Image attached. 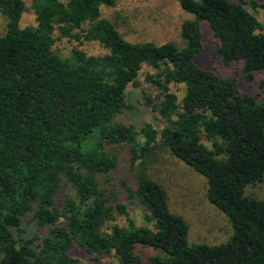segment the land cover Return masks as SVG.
<instances>
[{"label":"trees","instance_id":"trees-1","mask_svg":"<svg viewBox=\"0 0 264 264\" xmlns=\"http://www.w3.org/2000/svg\"><path fill=\"white\" fill-rule=\"evenodd\" d=\"M177 2L192 15L180 25V47L126 41L101 13L115 0H31L35 24L27 27L26 0H0V264H78L68 254L76 249L93 255L88 264L111 254L106 264H140L138 246L157 252L150 264H264V200L245 194L264 178V80L253 95L238 83L264 74V29L243 6L264 16V0ZM202 22L221 64H240V79L197 65ZM58 38L96 42L106 53L75 47L63 58L53 50ZM144 67L156 94L143 98L163 122L159 133L118 121ZM157 150L205 179L208 202L232 228L226 242L189 243V224L147 172ZM122 152L135 175L121 178L120 190L142 210L143 225L99 182L117 171ZM25 217L47 235L26 237Z\"/></svg>","mask_w":264,"mask_h":264},{"label":"rangeland","instance_id":"rangeland-1","mask_svg":"<svg viewBox=\"0 0 264 264\" xmlns=\"http://www.w3.org/2000/svg\"><path fill=\"white\" fill-rule=\"evenodd\" d=\"M65 2L66 0H61ZM116 5L112 8L101 6L102 16L107 18L123 38L130 43L152 42L162 44L173 42L181 46L179 28L186 19H191L192 15L185 12L178 4L177 0H115ZM239 2V0H230ZM248 1V0H246ZM31 0H26V10L20 19V26L27 27L35 24L33 11L30 8ZM261 23L264 29V16L260 8L252 9L250 5H243ZM87 27V25H84ZM5 30V18L0 14V33ZM203 34V50L195 61L200 67L208 69L221 77H239L240 64L234 63L230 67H224L216 53L217 42L212 37L208 25L201 23ZM82 49L87 55L99 56L106 53V50L96 42H82L78 45L74 40L68 38H58L53 45V50L63 58L69 57L73 48ZM151 73L149 67H144L140 73L139 87L130 86L126 91V102L129 110L121 114L118 121L126 125L134 126L139 132L140 128L150 125L159 133L163 126L158 115L145 105L143 93L154 96L156 91L144 80L146 74ZM240 79V77H239ZM264 80L263 73H257L255 79L250 84H245L241 80V94H257L260 92L258 82ZM172 90L181 95V86H172ZM140 140V137H138ZM203 143L210 146V142L205 138ZM120 151H123L120 149ZM141 167V166H140ZM138 167V168H140ZM129 153L122 152L119 155L118 169L115 173H110L105 177H99L101 187L115 190L117 201L125 205L130 217L138 224L143 225L139 206L130 203L121 192L119 180L126 174L132 178L134 171L129 169ZM149 176L159 182L167 191L168 204L172 212L181 215L189 224L188 241L190 244L205 243L208 245L222 244L228 240L232 234V228L219 210L210 204L206 198L205 179L194 172L183 161L171 156L165 150H157L156 155L151 158L147 165ZM245 194L264 200V178L261 182L249 185ZM59 197L57 204L59 205ZM117 217V223L125 225L121 216ZM22 227L26 237H44L48 233V227L40 228L25 217ZM136 253L140 258V264H150V258L157 252L151 248L138 246ZM71 258L78 260V264H88L92 262L93 255H87L83 250H71L68 252ZM114 260V256H100L96 264H106Z\"/></svg>","mask_w":264,"mask_h":264}]
</instances>
